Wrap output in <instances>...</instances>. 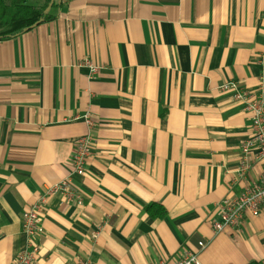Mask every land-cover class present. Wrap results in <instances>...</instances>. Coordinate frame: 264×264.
Instances as JSON below:
<instances>
[{"label": "crops", "instance_id": "0c3cea01", "mask_svg": "<svg viewBox=\"0 0 264 264\" xmlns=\"http://www.w3.org/2000/svg\"><path fill=\"white\" fill-rule=\"evenodd\" d=\"M61 3L57 19L0 41V264L26 245L22 211L65 178L82 202L47 200L34 264H176L186 252L264 264V211L216 234L210 225L264 173L252 151L238 172L249 119L218 92L264 90V0ZM88 132L93 152L76 176L74 142Z\"/></svg>", "mask_w": 264, "mask_h": 264}, {"label": "built area", "instance_id": "2783aa9c", "mask_svg": "<svg viewBox=\"0 0 264 264\" xmlns=\"http://www.w3.org/2000/svg\"><path fill=\"white\" fill-rule=\"evenodd\" d=\"M87 67L90 75L99 70L88 60H83L80 65ZM219 93L230 94L234 102L242 105L243 111L248 115L250 134L241 145L242 158L240 160V175H244L251 167L250 152L253 153V162L264 161V90L261 85L253 90L235 82H226L218 87ZM88 128L93 126V121L88 113L81 117ZM93 135L88 132L78 137L74 142V152L70 158L71 171L76 176H84L87 162L92 155ZM63 196L80 205L82 197L74 185L65 178L43 189L36 200L21 213V232L26 238V245L15 256L11 264H34L39 252L36 240L42 234L41 211L49 198ZM218 206L217 216L211 220L214 234L224 228H237L245 214L258 216L264 211V173L255 182L231 198L223 199ZM205 242H197V250L205 247ZM75 264H89L88 260L78 259ZM163 264V263H161ZM176 264H199L196 252H186Z\"/></svg>", "mask_w": 264, "mask_h": 264}, {"label": "trees", "instance_id": "16d2710c", "mask_svg": "<svg viewBox=\"0 0 264 264\" xmlns=\"http://www.w3.org/2000/svg\"><path fill=\"white\" fill-rule=\"evenodd\" d=\"M61 0H0V41L15 38L40 24L57 19L62 10ZM144 212L150 218H163L165 210L156 204H147ZM247 264H263L251 261Z\"/></svg>", "mask_w": 264, "mask_h": 264}]
</instances>
